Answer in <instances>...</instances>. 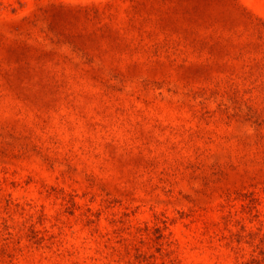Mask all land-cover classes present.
<instances>
[{"label": "rangeland", "instance_id": "obj_1", "mask_svg": "<svg viewBox=\"0 0 264 264\" xmlns=\"http://www.w3.org/2000/svg\"><path fill=\"white\" fill-rule=\"evenodd\" d=\"M0 264H264V0H0Z\"/></svg>", "mask_w": 264, "mask_h": 264}]
</instances>
